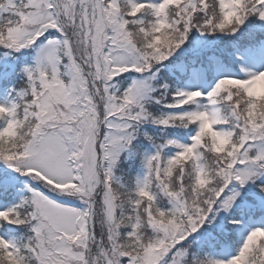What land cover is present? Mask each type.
<instances>
[{
    "label": "trees",
    "instance_id": "16d2710c",
    "mask_svg": "<svg viewBox=\"0 0 264 264\" xmlns=\"http://www.w3.org/2000/svg\"><path fill=\"white\" fill-rule=\"evenodd\" d=\"M131 1L119 0V10L141 64L138 71L114 77L112 82L118 89L110 97L123 103L130 83L141 77L150 78L153 91L147 101L130 105L128 152L118 158L112 175L101 171L114 193L118 246L123 252L120 264L141 257L148 247H160L164 235L153 227L160 222L187 233L177 240L173 235L165 240L167 253L161 264H169L179 253L185 254L182 264H212L213 255L220 250L235 248L245 220L264 215V158H258V142L253 138L260 133L264 143V96L253 98L239 85L222 87L216 123L222 133L216 134L196 117L195 105L181 99V92L191 69L201 65L210 68L214 58L231 65L232 52L240 55L263 41L264 31L258 26L261 10L255 0H243L240 15L226 19L218 0H195L194 4L183 0L166 8L160 24L149 6L132 10ZM4 4L6 0L0 2V8ZM2 16L0 58L8 52L4 47L10 40L5 36L16 21L13 15ZM54 34H46L40 41L53 39ZM33 53L31 49L27 55ZM231 66L237 68L236 64ZM16 72L4 81L14 89L13 109L6 115L0 112V202L13 205L10 212L0 215V264H38L33 206L27 204L28 193L21 196V192L30 182L37 191L46 188L51 193L54 188L22 165L29 158L25 149L41 128V121L38 99L20 72V78L15 79ZM103 103L106 101L98 103L99 125ZM180 108L191 112L182 113ZM102 129L103 141L107 132L106 127ZM152 153H160L159 163L149 159ZM243 158L262 174L251 177L245 199L229 208L212 229L225 198L232 193L229 173L236 171L232 164L243 165ZM175 201L186 209L175 207ZM197 210L206 216L205 222L202 228L192 230L190 221L196 219ZM254 241L243 251V264H264V238L258 236Z\"/></svg>",
    "mask_w": 264,
    "mask_h": 264
},
{
    "label": "rangeland",
    "instance_id": "374dc122",
    "mask_svg": "<svg viewBox=\"0 0 264 264\" xmlns=\"http://www.w3.org/2000/svg\"><path fill=\"white\" fill-rule=\"evenodd\" d=\"M175 1L178 0H132L131 9L148 5L163 24L161 17L166 7ZM75 2L6 0L4 7L0 8V20L4 14L16 17L5 36L10 40V44L4 47L8 52H3L0 58V108L13 109V93L3 82L20 68L15 79L20 78V72L29 83V89L39 100L34 101L38 104L41 121V128L25 149L29 158L22 165L26 169H35L62 188L77 183V189L81 190L80 193L78 190L54 193L51 188V193H47L46 188L37 191L29 186L21 192V196L28 193L27 204L33 206L31 218L35 225L31 229L37 243L38 264H120L123 252L118 246L114 193L101 171L107 176L112 175L118 158L128 152L130 105L147 101L153 86L149 83L150 78H137L130 83L123 103L110 97L118 89L110 79L125 68L140 65L139 52L124 28L119 0ZM242 2L220 0L224 17L229 19L236 15ZM259 2L263 3L260 27L264 28V0ZM72 3L80 15L74 30L69 27V23H73ZM194 3L195 0H191L190 4ZM48 31L55 33V38L39 41ZM31 49L34 53L27 55ZM239 70V75L231 74L221 61H215L211 79L202 68L193 70L182 90L185 101L195 105L196 117L216 134L222 133L216 124L219 116L217 98L222 87L240 85L251 96H264V42L258 51L242 62ZM102 100L107 104L106 114L111 116L103 141L100 137L103 129L97 119L98 103ZM181 112L189 113L187 109ZM197 134L191 136L196 138ZM253 138L258 142V158H264L260 133L256 132ZM190 145L189 142L187 146ZM150 158L159 163L160 153L151 154ZM241 162L243 165L232 164L236 169L229 173L232 193L225 198L212 229L217 227V220L225 216L229 208L245 199L244 191L251 186V177L258 174L257 168L246 158ZM98 190L101 193L96 199ZM174 206L186 209L178 201ZM12 207L11 203L0 202V215L11 211ZM196 213V219L190 221L192 230L202 228L205 222L206 216L198 210ZM153 227L164 235L159 240L160 247H148L144 255L127 264H161L167 253L165 240L172 237L177 240L179 235L185 237L187 234L163 222ZM261 233L264 234V217L249 219L239 230L236 248L220 250L213 255L212 264H242L243 251L254 245V239ZM184 256L179 253L169 264H182Z\"/></svg>",
    "mask_w": 264,
    "mask_h": 264
}]
</instances>
